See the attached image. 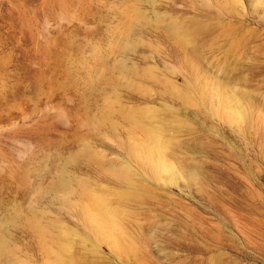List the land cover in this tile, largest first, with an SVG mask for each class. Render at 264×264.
Wrapping results in <instances>:
<instances>
[{"label": "rangeland", "instance_id": "374dc122", "mask_svg": "<svg viewBox=\"0 0 264 264\" xmlns=\"http://www.w3.org/2000/svg\"><path fill=\"white\" fill-rule=\"evenodd\" d=\"M0 264H264V0H0Z\"/></svg>", "mask_w": 264, "mask_h": 264}]
</instances>
